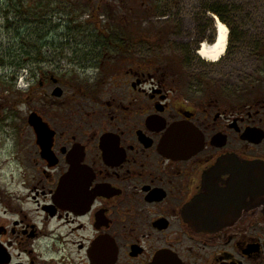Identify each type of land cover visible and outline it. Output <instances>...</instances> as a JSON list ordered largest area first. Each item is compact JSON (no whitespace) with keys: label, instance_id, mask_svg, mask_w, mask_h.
<instances>
[{"label":"flooded vegetation","instance_id":"flooded-vegetation-1","mask_svg":"<svg viewBox=\"0 0 264 264\" xmlns=\"http://www.w3.org/2000/svg\"><path fill=\"white\" fill-rule=\"evenodd\" d=\"M45 5L28 0L35 28L50 18ZM195 12L206 26L175 60L184 76L152 51L161 43L131 37L6 43L1 65L43 95L13 180L0 185V264H264V47L242 65L230 30L225 55L204 61L222 18L208 5ZM64 61L80 66L79 84L62 82Z\"/></svg>","mask_w":264,"mask_h":264},{"label":"rangeland","instance_id":"rangeland-1","mask_svg":"<svg viewBox=\"0 0 264 264\" xmlns=\"http://www.w3.org/2000/svg\"><path fill=\"white\" fill-rule=\"evenodd\" d=\"M37 2L39 4L45 2L50 18L44 26L35 28V16L33 12H28L30 9L27 6L28 0H0V56H4V46L14 39L15 35L25 36L28 38L27 41H31L42 33L44 36L48 35L49 39L61 41L63 45H66L69 39L73 49L76 44L83 41L94 44L97 41V47H100L102 42L111 44V41L115 42L118 38L131 37L135 41L141 40L153 45L161 43L162 48L154 47L152 51L167 58L170 65L163 60L168 63L173 73L184 76L187 73L185 63L176 64L175 60L179 58L186 60L189 56V39L196 32L202 33L201 25L206 26L205 20L202 22L199 18L200 20L195 22L197 18L193 16L196 9L202 10L206 5L221 15L222 19L218 20L227 27L229 34L230 30H234L232 44L235 49H240L242 65L249 49L259 51L264 47V0H119L92 3L81 0H37ZM104 2H108V5ZM98 7L101 11L96 13ZM53 15H56V18ZM206 18L214 22L212 15ZM58 19L61 22H57ZM89 20H93L91 30L86 23ZM123 30H127L126 34L121 32ZM130 32L135 34L130 35ZM89 35L93 36V39L89 38ZM143 46L146 50L151 49L148 44ZM71 53L67 49V56ZM105 60L106 58H103L96 67L87 69L92 78H100L99 74L106 69ZM61 64L64 73L60 77L62 82L79 84L75 79L83 73L80 66L75 67L67 61ZM110 66L108 65V68ZM200 66L202 65L195 64V73L200 72ZM227 74L228 71L226 77ZM16 78L13 71L0 70V185L13 180V172L16 167L18 168L21 153L24 152L31 132L27 124L29 111L35 109L43 95L34 80L25 79L22 82L20 79L16 81ZM83 79L84 82L95 85L91 79ZM183 79L186 82L185 77ZM22 142L25 143L24 146Z\"/></svg>","mask_w":264,"mask_h":264},{"label":"bare ground","instance_id":"bare-ground-1","mask_svg":"<svg viewBox=\"0 0 264 264\" xmlns=\"http://www.w3.org/2000/svg\"><path fill=\"white\" fill-rule=\"evenodd\" d=\"M217 41L212 47L206 44L202 46L200 51L201 58L210 63H217L226 53L228 46L229 32L227 27L221 22H217Z\"/></svg>","mask_w":264,"mask_h":264},{"label":"water","instance_id":"water-1","mask_svg":"<svg viewBox=\"0 0 264 264\" xmlns=\"http://www.w3.org/2000/svg\"><path fill=\"white\" fill-rule=\"evenodd\" d=\"M29 123L34 126L36 131L42 130V121L36 116H31L29 119Z\"/></svg>","mask_w":264,"mask_h":264},{"label":"trees","instance_id":"trees-1","mask_svg":"<svg viewBox=\"0 0 264 264\" xmlns=\"http://www.w3.org/2000/svg\"><path fill=\"white\" fill-rule=\"evenodd\" d=\"M19 13V12H18ZM20 14V13H19ZM4 64V63H3Z\"/></svg>","mask_w":264,"mask_h":264}]
</instances>
